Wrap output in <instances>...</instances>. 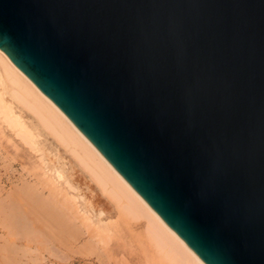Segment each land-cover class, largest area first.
I'll return each instance as SVG.
<instances>
[{
    "label": "water",
    "instance_id": "obj_1",
    "mask_svg": "<svg viewBox=\"0 0 264 264\" xmlns=\"http://www.w3.org/2000/svg\"><path fill=\"white\" fill-rule=\"evenodd\" d=\"M0 51L204 264H264V0H0Z\"/></svg>",
    "mask_w": 264,
    "mask_h": 264
},
{
    "label": "rangeland",
    "instance_id": "obj_2",
    "mask_svg": "<svg viewBox=\"0 0 264 264\" xmlns=\"http://www.w3.org/2000/svg\"><path fill=\"white\" fill-rule=\"evenodd\" d=\"M1 68L0 264H163L143 239V223L123 217L68 149L16 101Z\"/></svg>",
    "mask_w": 264,
    "mask_h": 264
},
{
    "label": "bare ground",
    "instance_id": "obj_3",
    "mask_svg": "<svg viewBox=\"0 0 264 264\" xmlns=\"http://www.w3.org/2000/svg\"><path fill=\"white\" fill-rule=\"evenodd\" d=\"M0 65L2 67L0 68L4 73L3 76L6 78L4 80L9 81L6 82L10 83V88L12 87L11 89L13 92L12 95L16 101L24 106V108H26V110H28L38 120L43 129L53 136L58 141V143H61L65 148L68 149L70 155H72L79 166L91 177L92 180H94L97 186L116 203L123 217L143 223V239L152 246L160 262H163V264H204L134 191V189L126 182V180L121 177V175L111 166V164L101 155V153L69 121V119L47 97H45L1 51ZM0 111L2 112V110ZM22 138L24 137L22 136ZM39 200L37 202H39ZM34 201H36V199ZM46 201L48 202V199H46ZM43 202L45 201L43 200ZM47 202L46 204L48 205L50 202ZM41 203L40 205L42 206ZM47 205H44V207ZM53 207H55V205ZM67 216L68 215L62 217ZM58 217H60V215H58ZM54 223V221L53 223L51 222V225ZM56 224L58 223L54 224L55 227ZM66 227L67 226H65V228ZM67 232L69 233V231ZM61 233L63 232L61 231ZM23 237L25 238V236ZM153 264H155V262H153Z\"/></svg>",
    "mask_w": 264,
    "mask_h": 264
}]
</instances>
